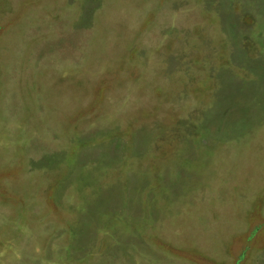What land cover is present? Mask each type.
Here are the masks:
<instances>
[{"label": "rangeland", "instance_id": "1", "mask_svg": "<svg viewBox=\"0 0 264 264\" xmlns=\"http://www.w3.org/2000/svg\"><path fill=\"white\" fill-rule=\"evenodd\" d=\"M0 264H264V0H0Z\"/></svg>", "mask_w": 264, "mask_h": 264}]
</instances>
